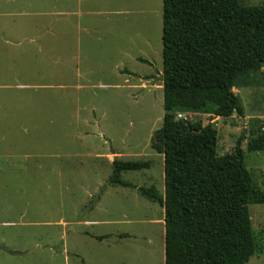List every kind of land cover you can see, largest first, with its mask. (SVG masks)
Segmentation results:
<instances>
[{
  "label": "rangeland",
  "instance_id": "rangeland-1",
  "mask_svg": "<svg viewBox=\"0 0 264 264\" xmlns=\"http://www.w3.org/2000/svg\"><path fill=\"white\" fill-rule=\"evenodd\" d=\"M162 73L163 0H0V264H165L163 206L138 190L165 191L152 147ZM233 91L243 116L177 118L212 124L219 154L241 142L264 190V151L247 148L264 125V66ZM114 159L152 165L124 187L110 183ZM248 208L259 250L246 264H264V203Z\"/></svg>",
  "mask_w": 264,
  "mask_h": 264
},
{
  "label": "trees",
  "instance_id": "trees-1",
  "mask_svg": "<svg viewBox=\"0 0 264 264\" xmlns=\"http://www.w3.org/2000/svg\"><path fill=\"white\" fill-rule=\"evenodd\" d=\"M263 66L264 4L163 0L165 114L152 147L164 156L165 191L138 190L165 210V264H246L259 250L248 205L264 203V190L244 163L241 142L219 154L212 124L177 113L243 116L233 88ZM251 78L247 84L256 83ZM247 148L264 151V125ZM112 165L110 183L137 188L122 174L152 162L114 159Z\"/></svg>",
  "mask_w": 264,
  "mask_h": 264
},
{
  "label": "water",
  "instance_id": "water-1",
  "mask_svg": "<svg viewBox=\"0 0 264 264\" xmlns=\"http://www.w3.org/2000/svg\"><path fill=\"white\" fill-rule=\"evenodd\" d=\"M259 72H260V69H259ZM159 78H161V79L163 80V73L159 75ZM155 79H157V78H155ZM150 88L152 89V87H150ZM236 112H237V110H236ZM91 206H92V205H90V206H88L87 208H85V209L81 212V214H79L76 218H74V219H70V220H64V221H65V222H81V221H83V220L86 218V216H87V214H88V212H89ZM0 246L6 248V247L4 246V244H0Z\"/></svg>",
  "mask_w": 264,
  "mask_h": 264
},
{
  "label": "crops",
  "instance_id": "crops-1",
  "mask_svg": "<svg viewBox=\"0 0 264 264\" xmlns=\"http://www.w3.org/2000/svg\"><path fill=\"white\" fill-rule=\"evenodd\" d=\"M163 209H164V208H163ZM164 216H165V210H164ZM164 216H163V219H162L163 221L161 220V223L165 225ZM88 222H89L90 224H93V223H95V224L99 225V223H98L99 221H97V220H93V221H92V220H90V221H88ZM101 223H103V224H104V223H109V222H108V221H103V222H101ZM22 254H23V253H22Z\"/></svg>",
  "mask_w": 264,
  "mask_h": 264
}]
</instances>
